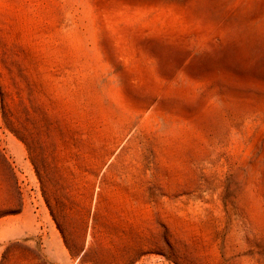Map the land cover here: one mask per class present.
Returning <instances> with one entry per match:
<instances>
[{"label":"rangeland","instance_id":"obj_1","mask_svg":"<svg viewBox=\"0 0 264 264\" xmlns=\"http://www.w3.org/2000/svg\"><path fill=\"white\" fill-rule=\"evenodd\" d=\"M0 264H264V0H0Z\"/></svg>","mask_w":264,"mask_h":264}]
</instances>
